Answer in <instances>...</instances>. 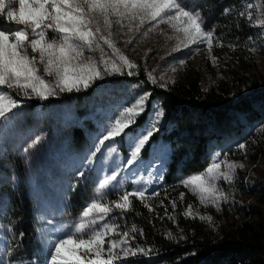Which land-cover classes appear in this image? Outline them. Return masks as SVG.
Returning <instances> with one entry per match:
<instances>
[{
  "label": "rangeland",
  "instance_id": "374dc122",
  "mask_svg": "<svg viewBox=\"0 0 264 264\" xmlns=\"http://www.w3.org/2000/svg\"><path fill=\"white\" fill-rule=\"evenodd\" d=\"M184 3L201 12L205 21L204 27L215 29V39L222 43L223 47L214 43L210 53L206 43H196L188 47L181 46L177 49L178 41L174 38L169 39L176 34L167 24H159L153 31L148 32L147 36H143L140 32L145 30L146 25L138 32L135 30L134 23L133 31L129 32L128 27L119 29L114 39L122 53L137 65L131 70L124 68L123 73L131 77L137 76L142 68L144 73L142 78L133 77L127 80L108 75L103 80H97L79 101L76 96H71L77 91L62 92L56 97L43 101L35 98L27 99L12 93L21 106L14 110L16 115L12 120L0 127V257L9 259L4 257V252L8 243H11L14 250L10 258L12 264H22L29 260L36 264H44L43 241L57 234L49 230L54 225L59 227L62 224H71L79 218L83 206L94 193L97 186L96 181L114 166V162L120 163L128 154V142L123 136L117 137L115 146L118 152L113 154L111 159L106 158V148L102 150V153H97L95 157H92L91 165L85 164V158L94 151V145L114 113L126 105L130 106L144 93L150 94L153 85L165 88L168 84L186 81L193 74H198L202 86H218L226 82L230 89L229 95L232 96L236 93L248 94L254 81L264 85V42L257 35L259 30L254 28L252 35L249 36L256 40L258 47V51L253 53L247 47L249 37L244 40L230 39L228 29H224L218 20H214L213 17L207 15L206 11L198 8L194 0H184ZM0 27L10 28L15 25H10L5 19L0 18ZM113 31L115 32L116 29L114 28ZM129 39H132V43H127ZM229 45H236V47L232 48ZM106 51L110 52L108 49ZM93 55L98 58L100 53L96 52ZM213 57L216 58L215 63H213ZM233 70L239 79L233 78ZM129 71L133 74L129 75ZM149 75L155 78L156 83L149 79ZM148 100L146 101V121L138 127L132 125L127 131L142 130L153 119L154 111L162 109L156 96L150 97L149 95ZM147 105H149L148 108ZM76 110L75 121L82 126L83 137L80 139L72 132L75 124L72 118ZM262 114L263 116L254 122L252 137L227 143L221 147V151L220 147L215 146L211 150L210 161L206 165L207 167L217 157L243 163L245 167L237 170L235 180H242L244 187L252 189L253 197H257L255 195L259 192L258 188L264 185V182L260 181L261 177H264V113ZM84 118L87 121L82 124ZM164 118L165 116L159 122V129L164 123ZM36 135L43 136L41 143L25 152L24 149ZM111 143L110 141L105 142L106 145ZM239 144H245L246 148L240 149ZM167 153V140L157 137L147 145L146 153H142L145 163L123 171L121 177L118 178L120 186L114 190L110 189L107 198L116 200L120 193L133 191L134 186L139 185L140 189H143L157 182L163 174ZM160 158L164 160L163 165H156L151 169L148 167L150 162ZM80 170H84L85 174L76 180V173ZM192 174L178 175L171 188L177 194L184 193V196L189 194L196 216H210L211 221H205L211 227L217 228L225 222L222 213L223 207L227 206L226 211L231 212V221L238 222L236 212L229 208L233 206L234 199H236L232 196L236 194L234 191H237L234 183L229 185L221 182V187L228 193V204L221 202L217 210L216 207L201 205L192 192L180 184L182 179ZM20 179L25 185L26 193L30 195L35 223L32 233L35 244L27 247L29 249L25 251V255L22 250L15 251L16 239H12L15 235L9 212L11 207L8 200L2 199V194H10L17 187ZM74 182L76 186L73 189L71 185ZM81 184L86 185V193L79 211L72 215L73 196ZM154 194L167 196L170 200L169 194L171 193L168 191L158 192L156 189ZM237 194H240L238 202L253 200L252 197H243L242 193ZM127 219L126 213L121 214L119 211H114L110 222L118 223L122 230H128L133 225ZM49 220H53L54 225L49 224ZM131 242L143 248L136 239L135 232L132 233ZM139 254L141 253L137 255ZM128 257L134 256L129 255ZM122 258L126 257L121 256L120 259Z\"/></svg>",
  "mask_w": 264,
  "mask_h": 264
},
{
  "label": "snow or ice",
  "instance_id": "6c2138e0",
  "mask_svg": "<svg viewBox=\"0 0 264 264\" xmlns=\"http://www.w3.org/2000/svg\"><path fill=\"white\" fill-rule=\"evenodd\" d=\"M254 8L259 9V14H254ZM230 11L225 9L226 13ZM240 15L259 30L257 35L264 42V0H255V3L244 0ZM0 18L15 25L0 27V127L10 122L16 115L14 110L21 106L12 93L43 101L62 92L86 90L108 75L122 74L124 68L135 69L137 65L122 53L114 39L119 29L128 27L129 32L133 31L134 23L138 32L146 25L140 32L143 36L159 24H167L176 34L169 39L178 41L177 49L206 43L210 53L214 43L224 46L215 39L214 28L204 27L201 12L189 7L184 0H0ZM248 39V50L257 52L256 40ZM127 43H132V39ZM96 52L100 53L98 58L93 55ZM212 59L215 63L216 58ZM128 74L133 73L129 71ZM149 79L156 83L151 75ZM149 95L144 93L130 106L114 113L94 145V151L85 158V164L91 165L92 157L106 148V158L111 159L118 152L116 138L123 136L128 142V154L120 163L114 162V166L96 181L94 193L77 220L59 227L53 220L48 221L54 225L49 231L57 234L43 241L44 264H114L121 256L149 253L150 250L131 242L132 233L143 234L142 230L135 225L122 230L121 225L110 222L114 211L124 214L132 210L130 197L143 203L148 198L146 189L124 191L116 200L107 198L110 189L120 186L118 178L123 171L145 163L142 151L159 131L158 125L164 116L162 109L154 111L153 119L142 130L127 131L146 110ZM42 139V135H36L24 151L34 148ZM106 141L112 143L106 145ZM238 147L245 149L246 145L239 144ZM163 163L160 158L150 162L148 167L151 169ZM244 167L243 163L217 157L203 171L182 179L180 184L189 189L201 205L219 210L220 203L228 201V193L221 187V182L233 184L237 170ZM84 174V170L78 171L76 180ZM75 186L74 182L71 187L74 189ZM183 198L184 193H181L180 199ZM171 203L175 210L176 201ZM184 214L196 216L192 205L187 206ZM199 218L211 221L210 216ZM169 238H172L171 233ZM13 251L8 243L4 257L9 259L0 257V264H12ZM22 264L36 262L29 260Z\"/></svg>",
  "mask_w": 264,
  "mask_h": 264
},
{
  "label": "trees",
  "instance_id": "16d2710c",
  "mask_svg": "<svg viewBox=\"0 0 264 264\" xmlns=\"http://www.w3.org/2000/svg\"><path fill=\"white\" fill-rule=\"evenodd\" d=\"M194 1L198 8L218 20L224 29H228L230 39L244 40L252 35L254 28L240 15L244 0ZM225 9L231 11L226 13ZM252 11L258 14L259 9L254 8ZM142 70L140 68L137 76L131 77L124 73L112 76L127 80L142 78ZM232 73L233 78L239 79L234 70ZM253 83L248 94L236 93L235 96L229 95L230 89L226 82L218 86H202L198 74H193L186 81L168 84L165 88L152 86L150 97L156 96L159 99L165 118L149 143L157 137L166 139L167 161L161 178L143 188L146 189L148 198L142 203L139 199L130 197L132 210L126 212L127 221L142 230L143 234L135 232L136 239L144 249L150 251L148 254L119 259L114 264H264V185L258 188L259 192L255 195L257 197H253L252 189L244 187L242 180H235L237 191L232 196L236 199L229 208L236 212L239 220L231 221V212L226 211L228 208L224 206L222 214L225 222L217 228L211 227L197 216H186L184 213L192 199L186 194L181 200L180 194L171 188L178 175L203 170L209 163L211 150L215 146L220 147L221 151V147L227 143L252 137L254 122L264 113V85L256 81ZM89 89L71 96H76L79 101ZM77 110L72 118L75 122L72 132L80 139L83 134L82 126L75 121ZM146 113L145 110L136 118L134 126L138 127L146 121ZM82 120V124L87 121L85 118ZM91 122L92 120L89 124ZM146 147L142 153H146ZM260 181L264 182V177ZM85 187V184H81L73 196L72 215L81 207ZM137 189H140L139 185L132 188L133 191ZM156 189L158 192L165 190L171 193L170 200L167 196L154 194ZM237 193H242L245 198L252 197L253 200L238 202L240 194ZM2 195V199L8 200L11 207L9 212L16 237L15 251L22 250L25 255V251L29 249L27 247L35 244L32 237L35 223L30 195L26 193L21 179L10 194ZM173 200L176 201L175 210L172 208ZM170 216L174 219H169Z\"/></svg>",
  "mask_w": 264,
  "mask_h": 264
}]
</instances>
